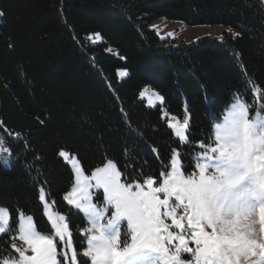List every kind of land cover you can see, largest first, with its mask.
<instances>
[{
    "label": "trees",
    "instance_id": "obj_1",
    "mask_svg": "<svg viewBox=\"0 0 264 264\" xmlns=\"http://www.w3.org/2000/svg\"><path fill=\"white\" fill-rule=\"evenodd\" d=\"M0 12V121L14 131L0 124L13 152L10 169L0 161V205L9 208L12 229L0 235V259L13 253L19 213L47 230L40 187L72 225L82 222L63 199L73 171L61 149L86 173L111 159L122 175L142 171L141 183L161 180L173 149L189 162L192 145L212 140L213 124L235 98L254 104L258 95L264 103L261 0H0ZM158 18L225 29L161 40L151 27ZM90 33L102 40L91 43ZM119 69L128 75L119 78ZM143 86L164 101L148 106L138 96ZM184 111L190 128L182 146L163 112Z\"/></svg>",
    "mask_w": 264,
    "mask_h": 264
},
{
    "label": "snow or ice",
    "instance_id": "obj_2",
    "mask_svg": "<svg viewBox=\"0 0 264 264\" xmlns=\"http://www.w3.org/2000/svg\"><path fill=\"white\" fill-rule=\"evenodd\" d=\"M95 40H102L99 33ZM117 75L128 73L118 70ZM139 95L150 104L164 101L156 92ZM254 106L235 98L222 122L214 123V141L193 144L201 151L189 162L173 149L162 182L151 176L139 182L142 171L122 175L111 159L87 176L76 157L61 149L58 156L73 163L76 184L63 199L90 225L82 233L86 249L78 254L65 215H48L53 237L42 234L29 214L20 216L19 226V239L27 247L13 244L19 259L5 257L0 264H264V103L261 112L251 115ZM168 127L182 146L188 143L189 117L182 123L169 120ZM12 155L8 139L0 135V159L9 169ZM27 167L31 175V164ZM38 199L45 201L43 189ZM11 230L10 210L0 206V235ZM187 254L191 259L183 258Z\"/></svg>",
    "mask_w": 264,
    "mask_h": 264
},
{
    "label": "rangeland",
    "instance_id": "obj_3",
    "mask_svg": "<svg viewBox=\"0 0 264 264\" xmlns=\"http://www.w3.org/2000/svg\"><path fill=\"white\" fill-rule=\"evenodd\" d=\"M151 27L156 31V33L158 34V36H159V38L161 39V40H163V39H171V40H174V41H176V42H178V41H181V40H184V41H190V40H194L195 38H197V37H199V36H201V35H221V33H222V31L225 29V27L224 26H221V25H197V26H187V25H185L183 22H181V21H179V20H167V19H165V18H158V19H156V20H154L152 23H151ZM169 33H171L172 35H169ZM95 34L96 33H90L88 36H87V38H88V40L91 42V43H97V42H99V41H96L95 40ZM91 37V38H90ZM162 37H163V39H162ZM107 50L109 51V52H115L114 51V49L113 48H111V47H107ZM119 70H123V69H119ZM119 77V76H118ZM119 78H121V77H119ZM143 90H147L148 91V93L149 94H151L152 92H155L154 90H152L150 87H148V86H143L141 89H140V91H139V93H138V96H139V98H142V99H144V101H145V103L148 105V106H155L157 103H160V102H154V103H152V104H150L149 103V101H148V98H147V96H145V97H140V92L141 91H143ZM256 98H255V102H254V107H252L251 108V112H250V114L251 115H256L257 114V112H261V104L263 103V101L259 98V96L258 95H256L255 96ZM234 102V100L231 102V103H233ZM231 103H229L226 107H225V109H224V111H223V113H222V115H221V117L217 120V121H215V123L216 122H222V120H223V116L224 115H226L227 114V111L230 109V107H231ZM164 113V116H166V122H167V125H168V123H169V120H171L173 123H176L177 121H179L180 123H182L183 122V119L185 118V117H188L187 116V114L185 113V111H184V113H183V115H182V117H177V116H175V115H172V114H167V113H165V112H163ZM262 115H264V113H261ZM19 120V122L20 123H26V122H30V120H28V119H18ZM17 121V120H16ZM18 122V121H17ZM0 124H1V126L4 128V129H6V131H11V132H9L10 134H12V132H14V131H12L9 127H7L2 121H0ZM172 130V129H171ZM172 132H173V135H174V131L172 130ZM214 135H215V129H214V124H213V128H212V140L214 141ZM175 136V135H174ZM178 139V138H177ZM200 149H197L196 150V152L192 155V157L193 156H199V154H200ZM70 155V157L71 156H75L74 154H69ZM5 156H7V154H5ZM76 157V156H75ZM64 160V159H63ZM76 160H77V158H76ZM0 161H1V163L3 164V165H5L4 163H3V159H0ZM65 161V160H64ZM69 166H70V168L72 169V171H73V182H72V184H71V186H70V188L66 191V193L64 194V196L69 192V191H71L72 190V188H74L75 186H76V184H75V169H74V166H73V163L71 162V160H69V161H65ZM77 162L79 163V161L77 160ZM107 162V160L104 162V163H106ZM103 163V164H104ZM80 164V163H79ZM103 164H101V165H99V166H96V167H100V166H103ZM96 167H94L91 171H90V173H86V172H84L85 173V175H87V176H91V172L92 171H94L95 170V168ZM119 170V169H118ZM167 170H170V161H169V167H168V169ZM148 178V177H147ZM146 178V179H147ZM162 177H161V182H162ZM154 186H159L158 184H154ZM41 189H43L44 190V188H42V187H40V189H39V191L41 190ZM44 192H45V190H44ZM93 195H95V192H93ZM162 195V194H161ZM45 197H46V199H45V201H43V202H41L40 201V203H41V206H42V213H43V215H44V218H45V220H46V223H47V230L46 231H44V230H41V229H39L37 226H36V224H35V221H34V224H35V226L38 228V230L42 233V234H50V235H52L53 237H54V230L51 228V222L49 221V219H48V215L50 214L53 218H55L56 216H58V215H60V214H63V215H65L66 216V222H69L70 223V229H69V231L72 233V238H73V241H74V246H75V248H76V250H77V252H78V254L79 253H82L83 252V250H85L86 249V247H87V238H86V236H84V235H82V233L84 232V230L87 228V227H89L90 225H88L87 223H86V217L83 215V214H81V220H82V222H78V223H74L73 225L71 224V222H70V219H69V217L65 214V213H63V212H57L56 210H54V208H53V206H52V204H51V202H50V200H49V198L47 197V194H46V192H45ZM102 199H103V194H102V192L100 193V198L98 199V200H96V203H98V204H100V203H102ZM1 206V205H0ZM72 208H73V210L74 211H76V209L74 208V206H71ZM27 215H29V214H24V213H19L18 214V218H17V224H16V230H15V232H14V234H13V236H12V238H11V242H10V247L13 245V244H15L17 247H19V248H26L27 247V245H25L24 244V242L22 241V240H20L19 239V235H20V232H19V226H20V223L22 222L21 220H20V216H24V217H26ZM169 223H170V221H168ZM125 227H126V225H125ZM256 230H257V234H258V232H259V224H258V216H257V224H256ZM210 231V230H209ZM74 232L76 233V236L74 237ZM55 239H57V241H58V238H55ZM67 239V238H66ZM190 246L191 247H194V245H191L190 244ZM63 246L62 245H60V244H58V248H62ZM11 250H12V254H10L9 256H5V257H12V258H15V259H19V255H18V253H16V252H14V250L12 249V247H11ZM26 254H28V255H30L31 254V252L30 251H28ZM71 256V253H69V257ZM5 257H3V258H5ZM2 258V259H3ZM183 258H185V259H191V255L190 254H187V255H185ZM59 259L61 260V261H63V256H60L59 257ZM89 264H90V261H89Z\"/></svg>",
    "mask_w": 264,
    "mask_h": 264
}]
</instances>
